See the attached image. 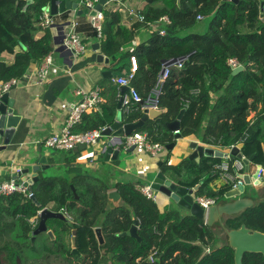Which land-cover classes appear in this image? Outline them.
<instances>
[{
	"label": "trees",
	"instance_id": "trees-1",
	"mask_svg": "<svg viewBox=\"0 0 264 264\" xmlns=\"http://www.w3.org/2000/svg\"><path fill=\"white\" fill-rule=\"evenodd\" d=\"M262 1L181 0L179 5L177 0H145L131 27L123 24L119 10L104 9L108 28L101 49L112 58L113 66L119 65L126 56H137L139 69L133 84L145 100L156 88L165 60L186 58L181 67L171 66L162 85L159 95L162 114L148 119L137 131L147 132L152 141L170 145L175 141V132L167 123L177 120L184 110L180 122L184 138L200 140L205 145L218 142L227 147L243 140V154L247 157L256 154L255 162L264 163V132L260 127L264 120ZM47 4L48 0H34L24 10V0L19 4L17 0H0L1 82L22 78L32 62H41L52 51V37L48 32L37 37ZM165 15L171 19L165 25L166 34L147 30L149 24ZM198 15L203 19L199 20ZM92 33L97 31L93 29ZM136 36L141 37V42L131 53L128 48ZM232 57L246 69L234 75L228 64ZM111 80L103 79L102 95L107 97L103 113L85 114L74 131L108 127L115 122L119 88L111 90L108 86ZM144 111V104H138L132 113L123 112V123L140 119ZM251 111L260 114L254 121L248 120ZM172 155L169 151L159 168L176 182L182 183L180 174L184 163L192 166L195 174L184 184L193 187L209 176L199 190L200 196L218 200L231 189L228 184L217 183L212 174L214 164L221 158L204 156L196 162L189 158L190 153H184L178 156L181 161L174 164ZM71 156L69 162L74 163L79 154ZM115 188L126 201L125 206L117 209L107 208L109 187L83 172L75 173L72 182L69 175H45L39 179L33 185V193L41 207L23 193L1 196L0 235L5 236L6 232L10 235L0 244V264H18V258L22 264H50L52 257L65 264H221V260L226 263L231 259L226 253L228 249L205 253L204 246L212 244L214 236L204 219L184 214L179 206L162 209L133 184L117 183ZM42 207L65 213L69 222L48 219L53 237L43 232L32 243L30 232L36 228L30 221L40 219ZM262 209H250L252 224L262 217ZM135 220L139 221L140 239L119 235L128 231ZM243 220L244 215L228 223L239 226ZM97 228H101L102 245L96 237ZM73 230H76V248L80 255L72 253ZM155 250V261L151 262L149 256Z\"/></svg>",
	"mask_w": 264,
	"mask_h": 264
},
{
	"label": "crops",
	"instance_id": "crops-1",
	"mask_svg": "<svg viewBox=\"0 0 264 264\" xmlns=\"http://www.w3.org/2000/svg\"><path fill=\"white\" fill-rule=\"evenodd\" d=\"M49 3L50 0H48V4ZM144 6L145 0H115L108 3L105 8L119 10L122 13L123 24L127 25V27H131L138 18V10H142ZM79 10H83L82 14L78 13ZM51 16L53 18L52 26L49 29H42L37 34V37L39 38L48 32L52 37L51 44L53 49L49 53H52L53 63L49 68L47 80L43 83H39L38 73L43 60L41 62L34 61L31 63L29 69L22 78H13L17 79V83L12 85L15 86L13 89L11 87V89L9 90L10 98L13 99L14 113L20 115L21 120L15 129L10 144L7 145L5 149L0 150V172H5V175L1 174L0 178H4L7 174H13L19 171L18 169L21 170L30 168V172H32V167L40 164L51 165L50 169L44 171V175H70L75 173L77 174V172L91 174L90 170H88L86 167L82 168L81 166V164L87 162V164L90 165L91 169L95 170L97 167L100 169L98 170L97 174L93 173L91 175L95 176L109 187V191L107 193H109L111 190H117L115 188V185L117 183L133 184L139 191V185H152V182L157 173L161 171L159 168V166L161 165L160 162H162V160L167 157L169 151H172V153H174V156H172V162L174 164H178L181 161L178 156L184 153L189 154L188 148L191 142H198V144H204L203 146L214 148L216 151L230 153L234 144H232L230 147H227L222 143L212 141L213 143L205 145L206 143H203L200 140H193L184 138L182 136L178 140L175 139L176 144L173 149L169 150L166 146V154L156 159L151 158L139 149L129 151L124 150L125 152L132 154L131 159L127 160V163L124 167H119L115 164V162H118V160H120L121 155H119V158L117 160L106 161L105 155H99L96 153L97 155L95 157H91V155L89 154L90 151H92L91 149L80 148L76 152L74 150H55L46 147L44 145L45 139L52 134H55L62 130L71 109L81 99V97L76 94L77 89L84 88L86 90H90L97 86H99L101 89L103 79L109 77L112 79L108 83V86L111 88V90L115 87L119 88V101V96L121 95V87L123 86H119L118 84H116L113 79L114 77L125 73L128 69H130L131 66L130 56H126L119 63V65L113 66L111 64L112 58L103 53L101 49V42L104 38H99L98 32L92 33L93 29L96 30V28H94V26L90 23L89 11L83 8L81 4L76 10H67L62 14ZM67 22L77 23L75 26V30L87 45V50L84 54L73 57L69 53L58 50L59 45L56 44V38H58L60 32L65 31V34H68L73 29V24L66 25ZM102 23L105 34V31L108 28V22L106 21L105 15ZM88 24L92 27L88 28ZM165 25L167 24H164L162 22H154L148 25L147 30L149 32H155L161 28H164L166 30ZM140 42L141 37L136 36L133 40V45L128 48L129 52L132 53L138 46V44H140ZM96 44H99L101 53L109 58V62L98 61ZM18 49L21 50V47L18 46ZM128 50L125 49V51ZM108 72H110L111 75H109ZM3 84L4 83L0 81V95L2 93L1 88ZM102 97L103 102L97 107L96 110H93L88 114L103 113V106L107 103V97H104L103 95ZM214 97L216 96L214 95ZM250 115L248 117V120L254 121L259 117L260 114L257 113V111H251ZM260 127L264 132V120L260 122ZM57 151H68L70 155L79 154V156L76 162L70 163L69 161L72 156H69L68 158L70 159H68L57 153ZM101 157H103V160H100ZM42 158H45L46 161L40 163V160ZM234 160L230 159L229 157H221V160L218 163L214 164L212 174L216 176L215 178L217 183L226 185L222 181V177L221 175H219V172L215 173L216 166L223 164L224 162L233 164ZM101 161L103 163L98 164V162ZM187 164L188 163L182 164L181 169ZM136 169L138 170L137 172L135 171ZM243 173H245V170ZM166 176L176 182L169 175ZM194 177L195 174L193 171L191 172V176L189 179L184 178L183 176L180 177L183 184L179 182L177 183L188 186L184 184V182H189ZM156 194V202L162 209L170 206L171 202L175 203L169 197L158 191H156ZM197 195H199V192L195 193V196ZM181 208L184 214H190L188 210L184 209L183 207ZM41 210L42 209H40L39 211ZM8 233L9 232H6L5 236L0 235V244L4 243L7 235H10ZM72 237L73 234L71 236V241Z\"/></svg>",
	"mask_w": 264,
	"mask_h": 264
},
{
	"label": "water",
	"instance_id": "water-1",
	"mask_svg": "<svg viewBox=\"0 0 264 264\" xmlns=\"http://www.w3.org/2000/svg\"><path fill=\"white\" fill-rule=\"evenodd\" d=\"M21 0H17L19 4ZM26 5L24 10L34 2V0H24ZM115 0H98L95 9L91 11V15H97L98 12H103L108 3ZM178 4H181V0H177ZM233 2H238V0H231ZM80 3L78 0H50V3L43 8L50 13V15H57L66 12L67 10H76L78 9ZM83 10H79L78 13L82 14ZM261 18L264 19V1L261 2ZM71 24L67 22L66 25ZM63 27V26H62ZM66 38L65 31L60 32L58 38H56V44L59 45L58 50L69 53L73 55V50L67 49L64 45V39ZM98 52V61L99 62H109V58L101 53L99 44H96ZM186 59L185 57L173 58L165 60L167 65H175L178 61ZM246 66L243 64L234 68L232 73L235 75L241 71H244ZM163 72V70H162ZM109 75L110 72H108ZM15 86H12V89ZM127 87H121V97L118 101V113L115 122L108 126L104 130V135H129L134 131L141 128L148 119H154L162 114V110L153 109L149 107V103H146L148 107L145 108L143 116L130 123H123L122 117V96L127 91ZM0 128L1 134L4 136V144L0 147L5 149L7 145L10 144L12 136L15 132L16 127L18 126L21 116L14 113L13 108V99L10 98V91H7L0 95ZM184 110L181 111L177 120L167 123V127L175 132V139L178 140L182 137L180 133V122ZM176 141L167 145L169 150L173 149ZM243 147V143H239L237 146L233 147L228 152L216 151L214 148L205 147L198 142H191L188 148L190 153L189 158L191 160H196L200 162L201 158L204 156L208 157H229L230 159H242L246 165L245 173L243 174L244 184H241L235 188L228 190L225 195L218 199L213 205L209 207L207 212L205 209L195 200V193L199 192L200 187L208 180L209 176L203 178L198 184L193 188L174 182L172 179L168 178L163 172H158L156 177L152 182V187L155 191H158L179 206L188 210L189 213L197 218L204 219L208 225L211 232L219 238V244L221 246H230L235 250V264H243V255L245 252H264V234L259 231H252L245 224H242L238 228H233L227 225L229 219H234L242 215L248 208L257 206L264 199V179L263 183L260 186H253L250 184L251 177L249 174V163L255 160L256 154L249 158H243V153L240 152V148ZM78 151V148L74 149ZM112 153V155H111ZM120 155V149L114 150L113 148L109 149V152L105 155V160H117ZM46 159L42 158L40 163L45 162ZM161 164V162H160ZM51 165H35L32 167V172L30 168L21 169L13 174H7L4 178H0V183L10 179H16L18 182H23L24 186L27 188V191L31 194V199L41 207L40 202L37 200L33 193V185L39 180L44 178V171L50 169ZM1 170V168H0ZM31 173V174H30ZM5 175V172H0ZM75 174L69 175V182H72ZM73 191H75L74 185H72ZM107 208L108 209H117L126 205V201L123 199L118 190H111L108 195ZM40 212V222L38 227L30 232L32 243H34L36 237L43 233L47 232L53 237V232L49 230L47 221L50 218H58L64 221L69 222L68 217L63 212H56L50 208H41ZM139 221L135 220L128 231L122 232L119 235L121 236H131L133 238L140 239L138 234ZM97 237L100 243H104L102 232L100 228L96 230ZM73 245V254H79L78 249H76V230H73L72 237ZM80 255V254H79ZM18 264H21L20 259L18 258Z\"/></svg>",
	"mask_w": 264,
	"mask_h": 264
},
{
	"label": "built area",
	"instance_id": "built-area-1",
	"mask_svg": "<svg viewBox=\"0 0 264 264\" xmlns=\"http://www.w3.org/2000/svg\"><path fill=\"white\" fill-rule=\"evenodd\" d=\"M78 1L83 6V8L89 11V18L91 24L94 26V28H96L99 38H103L104 30L102 22L104 19V13L98 12L97 15H91V11L95 9L98 0ZM142 19L144 18L141 17V20ZM198 19H203V16L198 15ZM156 22H162L168 25L171 23V20L168 16H163ZM52 24V16L48 11L44 10L40 22L42 29L50 28ZM71 24H73V29L68 34H66V38L64 39V45L67 49L74 51V56H78L86 52L87 45L83 41L82 37L75 30V26L77 23L71 22ZM158 32L161 35L166 34V30L164 28L158 29ZM184 60L185 59L178 61L175 65L181 67ZM52 63V53H49L43 58V62L38 73L39 83H43L47 80L49 68ZM130 64V69H128L125 73H122V75L114 77L113 79L119 86H124L128 88L122 96V113H132L138 104H144V107L147 108L148 106L145 105L146 103H149L150 108L162 110L159 105V95L161 93L163 83L166 81L170 74V68L172 65H167L166 62L163 63V72L161 71L158 77L157 86L152 91L149 98L145 100L141 95L140 91L133 84V81L139 69V61L136 55L130 56ZM228 64L232 69L243 65V63H241L235 57L230 58L228 60ZM16 83L17 79H12L10 81L5 82L1 88V94L9 91L12 85ZM76 94L79 95L81 99L71 109L69 115L66 118L65 125L63 126L62 130L60 132L52 134L51 136L45 139L44 145L46 147L55 150L69 151L74 150L76 148L91 149L92 151H90L89 153L91 157H95L97 154L106 155L109 152L110 148H113L114 150L120 149V151L139 149L143 151L146 155L154 159L160 158L161 156L166 154V146L160 142L152 141L149 134L145 131H134L129 135L123 136L114 134L108 136L104 135L103 132L107 128L105 126L81 132L74 131V128L81 123L83 116L93 110H96L97 107L103 102V97L99 86L94 87L90 90L79 88L77 89ZM119 97H121V95ZM239 143L244 144V141L240 140L239 142L234 144L233 147L237 146ZM3 144L4 137L0 131V147ZM241 150L242 148H240V152ZM243 158L248 157L243 154ZM245 168L246 165L244 164L242 159H235L233 164L224 162L223 164L217 165L215 173L219 172V175H221L222 177V181L225 184L230 185L231 188H235L241 184H244L243 172ZM18 170L20 171V169ZM193 171L194 169L187 164L182 167L181 176L189 179L191 176V172ZM249 174L251 177L250 184L255 187L262 185L264 179V163L258 164L255 169L249 168ZM138 189L148 199L154 202L157 201L156 191L153 189L151 184L139 185ZM13 193H23L25 195H28L29 197L31 196V194L27 191V188L24 186L23 182H18L16 179L12 178L10 180H6L0 183V197ZM195 200L205 209V212H207L209 207L217 201L215 198L200 195L195 196ZM40 212L41 211H39V214ZM31 223L33 227H35L38 224V221L32 220ZM156 254L157 250H155L149 256V261L154 262Z\"/></svg>",
	"mask_w": 264,
	"mask_h": 264
},
{
	"label": "flooded vegetation",
	"instance_id": "flooded-vegetation-1",
	"mask_svg": "<svg viewBox=\"0 0 264 264\" xmlns=\"http://www.w3.org/2000/svg\"><path fill=\"white\" fill-rule=\"evenodd\" d=\"M262 151L264 152V140H263V143H262ZM258 164H260V163H257L254 160V161H251L248 166H249V168L253 167L255 169L258 166ZM259 207H261V208L263 207L262 212L264 213V199L257 206L252 207V208H248L245 212L242 213V215H244V217H245V220H243L239 226H231V225H229L228 222L231 219H229L227 221V225H229L230 227H233V228H238L242 224H245L252 231H259V232H262L264 234V214L262 215V217H259L257 219V223H254V224H252V221H251V218H250V214H251L249 212L250 209L259 208ZM242 215H240V216H242ZM239 217H236V218H239ZM34 220H37L38 224L35 227H33L32 223H31L32 220H31L30 221L31 226L33 228H37L38 225H39L40 219H34ZM213 236H214L213 243L210 244V245L204 246L205 253H210V252H216L217 253L218 249H228V251L226 250V253L230 255L231 259L228 260L226 263H224V260H221V261H223L221 264H235V250L232 247H230V246H221L219 244V238L216 237L214 234H213ZM96 237H97V233H96ZM97 239H98V237H97ZM98 241H99V239H98ZM99 243H100V241H99ZM222 252H225V251H222ZM217 255L220 256L221 254L218 253ZM243 264H264V252H245L244 255H243Z\"/></svg>",
	"mask_w": 264,
	"mask_h": 264
},
{
	"label": "rangeland",
	"instance_id": "rangeland-1",
	"mask_svg": "<svg viewBox=\"0 0 264 264\" xmlns=\"http://www.w3.org/2000/svg\"><path fill=\"white\" fill-rule=\"evenodd\" d=\"M201 31H203V30H201ZM57 153H59L60 155L66 157V158H68L69 156H71L68 151H57ZM120 155H121L120 160H118V162H115V164L117 166H119V167H124L126 165V163H127V160L128 159H131V155L132 154L131 153H128V152H125L124 150H122ZM172 156H174V155H172ZM68 159H70V158H68ZM100 160H103V157H101ZM102 163H103L102 161L101 162H98V164H102ZM81 166H82V168H85L86 167L88 170H90L91 174H93V173L94 174H97L98 170H100L98 167H97L98 169L96 168L95 170L91 169L90 168V165L87 164V162L81 164ZM250 169H254V168L253 167H250ZM135 171L137 172L138 170L136 169ZM176 206H178L176 203L171 202L170 207H175L176 209H178L179 207L177 208ZM49 263L50 264H65L63 261L57 260L55 257H52L49 260Z\"/></svg>",
	"mask_w": 264,
	"mask_h": 264
}]
</instances>
